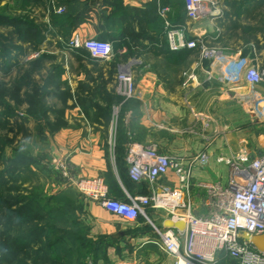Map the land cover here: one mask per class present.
Instances as JSON below:
<instances>
[{
  "label": "crops",
  "instance_id": "1",
  "mask_svg": "<svg viewBox=\"0 0 264 264\" xmlns=\"http://www.w3.org/2000/svg\"><path fill=\"white\" fill-rule=\"evenodd\" d=\"M153 1L69 0L61 6L53 2L58 20L60 12H67L66 20L71 23L70 41L101 39L112 43L118 39L131 44L132 35H141V38L135 55H130L124 46L118 53L113 52L109 61L100 60L96 65L75 60L58 47V38L47 39L40 52L52 58L43 61L42 67L51 68L52 73L60 67L61 81L66 82L72 92L80 84L89 87L95 84L99 89L91 95L80 94L88 102L82 108L67 109V126L55 134L42 122L45 149L51 160L68 162L72 180L102 179L111 198L126 201L128 197L149 196L153 191L161 193L165 188L180 190L192 201L194 211L201 213L206 193L200 185H226L229 180L230 167L224 161L242 153L250 158L264 154L255 150L236 152L234 145L237 119L243 118L244 128L246 116L255 119L252 104L246 100L250 88L245 82L224 81V65L218 61H202L199 53L190 55L180 65H172L163 56L154 54L148 39L165 32L167 20L173 26L184 28L188 39L200 38L225 56H242L264 71V0H212V14L196 22L186 17L185 0H158L157 20L149 22L141 14L147 13L148 4ZM9 4L19 6V0L0 2V10L4 9L0 15H16L7 11ZM162 10H167L164 15ZM36 15L39 21L48 23V12L38 10ZM18 45L26 47L21 42ZM30 53L26 57L19 56V66L29 61ZM16 62L13 59L11 63ZM120 72L132 75L136 96L120 109V123L118 117L113 124V108L117 102L113 91ZM190 76L193 78L189 79ZM254 90L264 99V81ZM54 100L59 106V101L55 97ZM68 105L72 106L73 102L69 101ZM51 118L54 121L53 116ZM258 122L262 130L259 140L264 149V120ZM111 133L114 148L109 143ZM130 143L155 146L161 154L184 165L203 151L208 160L205 165L196 163L187 188L173 170L154 185L136 184L129 179L125 159ZM60 193L75 194L76 203L68 208L69 244L81 264L176 263L173 256L164 252L154 230V227L164 228L168 219L165 212L150 209L151 223L144 218L127 222L94 201L78 197L71 185H61L54 194Z\"/></svg>",
  "mask_w": 264,
  "mask_h": 264
},
{
  "label": "built area",
  "instance_id": "2",
  "mask_svg": "<svg viewBox=\"0 0 264 264\" xmlns=\"http://www.w3.org/2000/svg\"><path fill=\"white\" fill-rule=\"evenodd\" d=\"M187 18L200 21L209 17L212 0H185ZM167 10H162L164 15ZM167 42L172 51L198 50L202 61L220 62L224 65L223 79L227 83L245 82L250 88L246 100L252 104V112L258 121L264 120V99L255 92V86L264 81V71L250 64L242 56H225L217 47L202 39H188L185 29L173 26L165 20ZM71 48H84L92 58L109 61L113 46L109 41L72 39ZM39 56L34 53L28 59ZM190 76L189 79H192ZM115 93L121 102L113 108V124H116L120 109L136 96V85L131 74L120 72L116 77ZM114 148V134L109 140ZM129 177L133 183H157L170 170L175 171L187 188L191 172L182 161L161 154L155 146L130 143L126 152ZM208 157H195L194 163L205 165ZM230 167L226 185L204 183L200 187L206 193L202 202L204 212L196 213L193 203L183 192L167 188L149 196L128 197L126 201L109 196L102 179L80 178L70 182L79 196L94 201L107 212L127 222L144 218L151 223L149 210L163 211L168 219L183 222L185 231L154 227L165 253L173 256L175 264H264V252L241 238L264 235V154L250 158L242 153L224 161Z\"/></svg>",
  "mask_w": 264,
  "mask_h": 264
},
{
  "label": "trees",
  "instance_id": "3",
  "mask_svg": "<svg viewBox=\"0 0 264 264\" xmlns=\"http://www.w3.org/2000/svg\"><path fill=\"white\" fill-rule=\"evenodd\" d=\"M3 1L5 0H0V2ZM53 2L61 6L68 3L69 0H19V13L13 17L0 15V45L6 49L11 62L13 59L17 61L16 63H10L11 65H9L6 74L11 71V66L15 67L19 65V56L26 57L29 51L40 52L41 47L47 43V39L52 37L58 38V47L71 54L75 60L87 61L94 65L100 61L92 58L84 48L70 47V29L66 30L64 23L56 18L52 8ZM147 8V13L141 14V17L146 18L149 22H154L158 17V0L149 3ZM38 10L48 12V23L39 21L36 15V11ZM140 38L141 35H132L131 44L114 39L111 43L113 52L118 53L125 46L128 48L130 55H135L136 44ZM148 40L153 45L154 54L156 56H163L172 65H180L190 55L199 53L198 50L189 49L172 51L167 42L165 32H162L157 38H150ZM19 42L26 45V47L18 45ZM14 51L16 55H13ZM51 58L47 53H42L26 64L40 67L43 61L50 60ZM62 75L63 71L60 67L56 68L54 73H51L48 82L51 83L53 91L46 94H43L40 87L31 86L30 83H10L5 78L0 79V109L6 107L9 102L14 103L18 108L24 107L26 108V116L31 118L40 116L49 132L55 134L67 126L65 121V111L67 109L74 108L75 106L82 108L88 102L80 94L88 93L91 95L99 89L95 84L93 87L80 84L77 90L72 92L68 84L61 81ZM46 88H49V86ZM113 93L117 99L115 104L117 106L121 102V99L116 95L115 90ZM49 94L59 101V106L54 104L46 108L44 98L47 95L49 96ZM69 101L73 102L72 106L68 105ZM52 116L54 121H52ZM120 120L121 117H119V123ZM8 124L9 121L7 120L5 127ZM14 164L10 162V165L0 173V189L3 188L5 190V197L2 201V194L0 193V202L10 211L8 215H5V213L2 214L3 216L0 215V264H4L5 260L2 259H6L8 256H10L9 264H20L21 262L26 264L27 262H30V264H41L40 261L44 262L47 260L46 247L42 245V240L47 234L46 227L43 225L46 222V215L35 205L32 199L20 197L19 189L16 187L17 179L15 178L18 169ZM74 195L73 193H60L51 195L49 198V201L53 205V209L51 210L52 218L58 227L55 235L59 236L52 241L51 245L57 257L65 260L66 264H81L80 260L75 259L76 252H74V248H70L69 244L68 230L70 226L69 219L71 217L68 208L74 206L76 203ZM78 197H80L79 194ZM13 220L17 222L15 223L16 225L25 224L30 226L24 235H13L12 229H10L14 226L12 224ZM222 264H228V262Z\"/></svg>",
  "mask_w": 264,
  "mask_h": 264
},
{
  "label": "rangeland",
  "instance_id": "4",
  "mask_svg": "<svg viewBox=\"0 0 264 264\" xmlns=\"http://www.w3.org/2000/svg\"><path fill=\"white\" fill-rule=\"evenodd\" d=\"M2 11L4 9L0 10V12ZM7 11L17 14L18 5L9 4ZM66 13V11L60 12L59 21L63 22L65 29L68 30L71 28V23L66 20ZM3 47L0 45V79L5 78L10 83H30L31 86L40 87L43 94L53 91L51 83L48 82L52 73L51 68L23 64L22 66H11V71L6 74L11 61L6 49ZM30 52L31 55L34 53L42 54L41 52ZM60 59H62L61 56ZM47 86L49 88H46ZM44 102L46 108L56 104L54 97L50 94L49 96H45ZM7 120L9 124L5 127ZM242 121L243 118L237 119L234 131L233 139L236 152L255 150V152L261 153V151H264L259 140L262 136L261 123L252 117L246 116L244 128ZM42 122L40 116L28 117L26 116V108H18L11 102L7 103L6 107L0 109V173L10 165V162L15 163V167L18 169L15 176L17 179L16 187L19 189L20 197L32 199L35 205L46 215V222L43 225L46 227L47 234L42 240V245L46 247L47 260L44 262L40 261V263L66 264L65 260L57 257L51 245L52 241L59 236L55 235L58 227L52 218L51 210L53 209V205L49 201V198L61 185H71L73 187L70 182L72 173L70 165L66 160L56 162L49 157L45 149L44 140L46 133L44 132L45 126ZM203 152L200 155H204L205 153ZM194 159L185 165L191 173L197 168ZM0 193L2 194V201L5 197V190L1 188ZM4 213L8 215L10 211L0 202V215ZM15 223L17 222L13 220L12 224L14 226L9 227L15 236L24 235L30 227L25 224L16 225ZM2 260H5L4 264H9L10 256ZM20 264L26 263L21 262ZM27 264H30V262H27Z\"/></svg>",
  "mask_w": 264,
  "mask_h": 264
},
{
  "label": "water",
  "instance_id": "5",
  "mask_svg": "<svg viewBox=\"0 0 264 264\" xmlns=\"http://www.w3.org/2000/svg\"><path fill=\"white\" fill-rule=\"evenodd\" d=\"M163 227L164 229H177L181 232L185 231V224L183 222H174L171 219H167ZM241 238L253 245L258 251L264 252V235L250 237L247 234H242Z\"/></svg>",
  "mask_w": 264,
  "mask_h": 264
}]
</instances>
